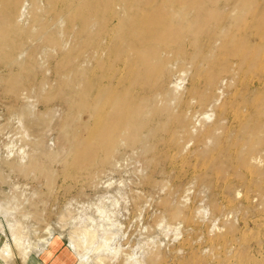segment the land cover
Segmentation results:
<instances>
[{
	"label": "bare ground",
	"instance_id": "1",
	"mask_svg": "<svg viewBox=\"0 0 264 264\" xmlns=\"http://www.w3.org/2000/svg\"><path fill=\"white\" fill-rule=\"evenodd\" d=\"M220 1L0 0V61L7 68L20 69H11L9 88L19 97L24 92L21 70H35V52H30L25 40L38 42L36 47L42 48L46 57L57 54L56 74L66 90L60 88L48 98L65 96L72 106L62 130L67 131L66 154L74 157L80 169L114 165L113 155L120 147L137 151L140 145L138 150L155 152L157 146L150 139L159 130L167 131L171 121L179 125L169 130L178 151L191 150L205 157L218 151L228 160L216 132L208 131V142L198 132L213 119L215 107L241 73L264 77V0ZM190 73L194 75L190 93L207 102L195 112L190 106L177 108L187 104L181 92ZM226 73L231 79L223 82L225 89L213 93ZM177 75L185 79L180 80L183 86L173 80ZM41 83L45 87L47 81ZM244 93L242 104L251 107L252 114L238 124L233 144L239 145L236 158L242 166L255 168L259 163L251 157H264V79L249 83ZM36 111L33 108L30 113ZM30 113L23 105L18 113V125L27 135L46 120L43 113L38 114L37 122L31 120ZM158 116L162 121L153 126ZM74 122L77 128L70 137L68 129ZM44 147L38 139L35 149H19L22 170L26 166L45 170L36 156L45 153ZM228 163L214 166L224 169ZM256 173L257 183L264 189V169L256 168ZM53 174H48L50 183ZM90 175L97 177L93 172ZM4 214L13 215L14 209L9 205ZM179 215V211L172 213L173 218ZM85 235L89 245L97 240L94 232ZM51 239L52 235L43 244L50 245ZM83 244L74 243L78 250ZM106 260L100 255L97 264H106ZM152 261L156 264L154 257ZM84 262L81 259L80 264Z\"/></svg>",
	"mask_w": 264,
	"mask_h": 264
},
{
	"label": "rangeland",
	"instance_id": "2",
	"mask_svg": "<svg viewBox=\"0 0 264 264\" xmlns=\"http://www.w3.org/2000/svg\"><path fill=\"white\" fill-rule=\"evenodd\" d=\"M24 43L35 52L37 62L34 72L21 70L24 92L19 97L9 88L11 69L16 72L19 67L7 68L0 61V207L8 203L14 209L9 222L26 243L37 248L32 240L62 236L75 252L77 264L81 259L84 264H97L100 255L107 258L106 264H154L152 257L156 264H264V189L257 183L256 173V168L264 169V157L254 155L251 159L259 164L243 167L236 158L239 145L233 144L238 124L252 114V108L242 104L244 92L249 83L263 80L262 74L241 73L215 107L213 119L199 128L205 142L210 139L209 130L217 133L228 160L218 151L213 157L178 151L169 130L179 125L171 121L167 131L159 130L150 139L157 146L155 152L138 150L140 145L137 151L120 147L113 155L114 165L84 170L66 154L67 131L62 128L72 106L65 96L48 98L60 88L66 90L56 74L57 54L46 57L36 47L38 42ZM191 77L192 73L185 77L186 89L181 92L187 104L174 102V106L179 110L190 106L195 112L207 102L190 93ZM230 79V74H222L213 93L225 89L222 84ZM42 80L47 81L45 87ZM173 80L184 85L185 79L178 75ZM22 105L29 113L36 108L35 114H29L31 120L37 122L39 113L46 115L30 135L18 125ZM158 121L161 116L152 125ZM76 128V122L71 124L70 137ZM38 139L44 143L45 153L36 156L45 170L33 171L27 166L22 170L19 149H35ZM221 161L229 163L224 169L216 168L214 164ZM92 172L97 177L92 178ZM176 211L180 215L173 218ZM3 221V228L11 233L8 222ZM84 231L97 234L95 244L89 245ZM73 241H82V250Z\"/></svg>",
	"mask_w": 264,
	"mask_h": 264
},
{
	"label": "crops",
	"instance_id": "3",
	"mask_svg": "<svg viewBox=\"0 0 264 264\" xmlns=\"http://www.w3.org/2000/svg\"><path fill=\"white\" fill-rule=\"evenodd\" d=\"M8 206L6 203L0 207V264H77L75 252L62 236L54 235L50 245H44L43 241L35 242L30 237L34 245H39L37 248L26 243L24 236L12 229L9 222L12 215L4 214ZM2 218L8 222L14 242L11 233L5 230L6 226L3 228Z\"/></svg>",
	"mask_w": 264,
	"mask_h": 264
}]
</instances>
